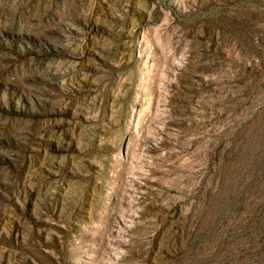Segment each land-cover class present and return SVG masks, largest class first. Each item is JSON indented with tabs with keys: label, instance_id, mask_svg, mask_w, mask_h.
I'll return each instance as SVG.
<instances>
[{
	"label": "rangeland",
	"instance_id": "rangeland-1",
	"mask_svg": "<svg viewBox=\"0 0 264 264\" xmlns=\"http://www.w3.org/2000/svg\"><path fill=\"white\" fill-rule=\"evenodd\" d=\"M0 264H264V0H0Z\"/></svg>",
	"mask_w": 264,
	"mask_h": 264
}]
</instances>
